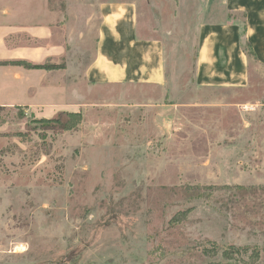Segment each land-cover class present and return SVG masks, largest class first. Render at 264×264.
Returning <instances> with one entry per match:
<instances>
[{
    "label": "rangeland",
    "instance_id": "rangeland-1",
    "mask_svg": "<svg viewBox=\"0 0 264 264\" xmlns=\"http://www.w3.org/2000/svg\"><path fill=\"white\" fill-rule=\"evenodd\" d=\"M81 29L91 52L95 28ZM181 29L166 91L74 75L83 105L69 129L0 106V264H226L206 242L263 248L264 263V194L185 195L264 186V71L252 65L244 90L196 87Z\"/></svg>",
    "mask_w": 264,
    "mask_h": 264
},
{
    "label": "crops",
    "instance_id": "crops-1",
    "mask_svg": "<svg viewBox=\"0 0 264 264\" xmlns=\"http://www.w3.org/2000/svg\"><path fill=\"white\" fill-rule=\"evenodd\" d=\"M59 2L0 0V106H22L40 118L79 111L83 101L74 75L93 86L129 84L166 91L169 42L178 25L181 36L192 28L193 45L181 38L177 48L193 51L196 87L244 90L252 86V65L264 71V0ZM75 4L81 9L76 16ZM91 25L95 32L89 52L81 28ZM243 38L254 58L244 52Z\"/></svg>",
    "mask_w": 264,
    "mask_h": 264
},
{
    "label": "trees",
    "instance_id": "trees-1",
    "mask_svg": "<svg viewBox=\"0 0 264 264\" xmlns=\"http://www.w3.org/2000/svg\"><path fill=\"white\" fill-rule=\"evenodd\" d=\"M241 46L244 50V52L247 54V56L250 58H254V53L252 49L249 46V43L243 38L241 40ZM2 64V63H0ZM14 64L18 65H26L33 68H44V69H53L56 66L53 64H37V65H28L27 63L23 61H16ZM80 115L79 113H71L67 111H58L54 115H52L49 119H43L46 124L52 123L53 126L62 128V129H69L75 126L78 122ZM235 189L236 192H238L240 195L244 194H250L255 195L257 193L264 194V186L259 187H243V186H215V185H206V186H192L185 188V195L186 196H202L204 194H209L217 190H228V189ZM180 215V213H179ZM185 216V215H181ZM179 219L177 218V214L171 218L170 224H174V222H178ZM255 247L250 246H243V247H237L234 245L230 246H220L217 243L214 242H206L204 247L202 248L203 252L205 254H209L211 251V254H215L218 252V250L222 251V256L227 260L226 264H257L260 250ZM249 252V253H248ZM248 253V255H246ZM246 256V258H245Z\"/></svg>",
    "mask_w": 264,
    "mask_h": 264
},
{
    "label": "built area",
    "instance_id": "built-area-1",
    "mask_svg": "<svg viewBox=\"0 0 264 264\" xmlns=\"http://www.w3.org/2000/svg\"><path fill=\"white\" fill-rule=\"evenodd\" d=\"M253 107L252 106H247V105H241L240 106V109L241 110H250V109H252Z\"/></svg>",
    "mask_w": 264,
    "mask_h": 264
}]
</instances>
